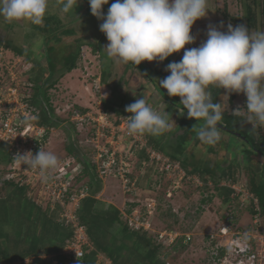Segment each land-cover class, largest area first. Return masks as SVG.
I'll return each instance as SVG.
<instances>
[{"label": "rangeland", "instance_id": "rangeland-1", "mask_svg": "<svg viewBox=\"0 0 264 264\" xmlns=\"http://www.w3.org/2000/svg\"><path fill=\"white\" fill-rule=\"evenodd\" d=\"M113 2L114 0H109L108 4L103 5L102 12L106 14ZM244 5L252 6L256 14V27L249 30H261L259 13L264 8V0H208L206 17L195 21L191 28V34L196 37L195 42L191 45L186 44L185 48L198 47L204 42L207 39L206 32L209 25L220 26L222 24L223 27L219 29L221 31H226L228 24H231L233 27L238 25V22L234 20L243 16ZM49 15L57 16L61 21L63 29L72 30L74 35L60 36V42L55 44L54 40L51 41L53 38L49 40L45 34H41L37 30L38 27L44 25V19L41 25H31L27 21L9 22L0 17L1 95L6 93L7 87L17 83L20 96L24 100H29L30 86L27 85V77L33 63L38 62L41 67L45 68L47 67V57V61L54 63V70L59 71L63 67V57L73 54L76 46H80L76 68L56 81L55 85L47 91L53 118L58 123L60 129L56 131L59 134L58 137H55L54 134L56 133L54 132H50L52 135L48 134L44 150L48 146L50 140L48 138H52L53 142L58 141L55 145L56 153L52 151L56 155H59L58 158L63 159L64 157L71 156V154L66 153L67 151L64 148L67 146L69 138H73V131L71 128L69 129L71 125L66 120L68 112L71 109L79 112L85 110L84 113L90 112L94 116L93 114H96L98 109H102L101 102L103 100H116V97L122 100L123 106L129 99L135 102V100L144 97L154 108H165L164 102L159 95L162 93L155 91L154 86L148 83V80L133 65L129 62H117L114 58L108 57L104 50L108 41L106 36L99 30V25L103 21L98 20L91 14L88 0H78L74 11H70L67 14L61 11L59 0H49V7L45 17ZM242 24H245V22L243 21ZM12 46H15L18 50H22L21 55L14 51ZM47 47L52 50L47 52ZM183 53L184 49H181L178 53L168 56L167 59L171 62H179ZM142 63L152 70L161 68L163 72H167L165 71L167 66L165 60L162 62L155 60L151 62L142 61ZM103 70H105V75L102 78ZM12 78L14 81H11ZM42 82L43 86L47 84L45 79ZM115 87L116 94H112L111 90ZM171 100L176 102L173 98ZM178 102H180V97L178 98ZM218 102H222L227 107L226 112L229 114H239L244 119L248 115L243 110L246 109V96L243 93H229L225 89L220 88ZM40 103L38 104L39 106ZM108 105L110 106V104ZM238 108L241 110L238 113H233ZM181 111L180 113L177 111V113L171 114V119L175 122L171 130V140H174L177 135L182 133L185 126L184 122L181 123V121L185 119H193L194 124L204 125L200 120L189 118L185 112L181 114ZM108 114H110L111 120L124 119L129 116L117 117L112 112H108ZM238 127L247 132L248 135L253 136L254 139H257V134L260 133V128L252 129V125L244 121ZM253 130L255 134H252ZM86 132L88 131L86 130ZM221 135L222 139L215 145L201 143L196 149H193L190 144L187 148V153L191 154L192 157L190 156L186 160L198 162L202 166L218 165L221 168H225L227 162H232V159H236L235 164L237 166H234L236 168L233 172L234 176L237 174L240 177L239 180H244L248 186L250 175L254 176L255 181L262 180L264 182L263 158L257 154V156L249 158L251 161L248 162L246 158H243V149L247 145L229 134L221 132ZM60 139L62 141H59ZM223 143H226L228 150L223 147ZM128 145L129 143L127 142L122 143L123 150H128ZM172 145L174 144L172 143ZM80 146L83 152L89 150L87 149L89 146L85 147V144H81ZM208 148H211L212 151H208ZM91 151L92 148L90 151H87L89 162L91 157L89 153ZM137 159V154L131 157L128 156V160L132 164L131 171L136 177L147 170L143 166L135 168ZM4 162L3 164V161L0 159V179L14 172L13 179L4 181H13L14 185L24 187L26 189L25 198H28L43 211L47 212L45 213L46 218H53L56 222L59 210L56 211V208L54 209L55 203L49 200L48 195L44 193V190L37 183L25 181L23 177L24 169L21 163L13 164L11 162V165H9L8 161ZM159 175L157 172L152 175L150 174V178L146 181H143L142 178V182H140L141 177H138V184L140 182L142 188L139 190V196L132 198V201L129 200V197L126 198L127 201H124V198L122 199L120 195L121 199L117 200V202L113 200L115 205L119 202V209L125 212L130 209L131 202L137 200L138 204L136 206H145L149 202L147 199L156 196L159 200L157 203L159 209L157 212H154L151 220V228L153 230L150 231V234H152V239L154 240L156 232L164 231L167 226H173L178 228L180 232L191 234L192 241L186 244V248L181 252L174 246L167 244L163 246V252L157 258L158 264H165L167 261L170 264H211V245L209 244L208 236L215 235L218 228L222 225H227L232 230H243L250 226L254 227L252 225L254 218L249 213L237 208L236 203H222L215 190L200 189L192 183L187 182L174 193L173 197L166 199L164 195L167 184L163 176ZM107 180L114 181L115 185H113L117 186V180L112 178ZM107 184L108 187L111 184L110 181ZM12 188L13 186L11 185L0 186V249L7 246L12 249L11 243L30 244L31 242H37L40 238L39 234H42V237L45 235L44 225H42L45 218L42 215L36 213L23 201L17 202L15 198L12 199L10 197L4 201L6 195L12 191ZM145 189H150L151 192L148 193V190ZM69 206L67 204L65 208ZM4 207H7V209L5 208V212L1 210ZM52 207L54 211L49 212ZM167 211H170L171 214ZM53 213L57 215L54 216ZM255 222L256 226L260 224L261 226L264 225L262 217ZM51 241L52 238L49 235L42 239L44 245L50 244ZM161 255L163 256L160 257ZM31 259L27 258L23 261L15 260L11 264H33V261L32 263L29 261ZM41 259L45 261V264H58L54 260V255H43ZM62 264L71 263L66 261Z\"/></svg>", "mask_w": 264, "mask_h": 264}, {"label": "clouds", "instance_id": "clouds-1", "mask_svg": "<svg viewBox=\"0 0 264 264\" xmlns=\"http://www.w3.org/2000/svg\"><path fill=\"white\" fill-rule=\"evenodd\" d=\"M59 2L61 11L67 14L74 11L78 0ZM88 2L91 14L103 21L99 30L108 41L104 50L117 62H162L184 49L179 62L166 66L170 74L158 84L169 97H180L189 118L204 121L197 132L199 141L215 145L222 139L218 125L227 107L213 102L210 86L243 93V110L248 115L242 121L250 123L252 129L264 127V30L228 24L227 30L221 31L222 24L209 25L207 39L198 47L186 49V44L195 42L191 28L195 21L206 17L208 0H114L106 14L102 6L109 0ZM48 7L49 0H0V17L41 25ZM125 112L131 114L126 118L129 135L161 136L175 125L165 108H154L144 97L127 105ZM15 158L21 165L39 170L42 176L58 165V156L42 148L35 154L18 152Z\"/></svg>", "mask_w": 264, "mask_h": 264}, {"label": "built area", "instance_id": "built-area-1", "mask_svg": "<svg viewBox=\"0 0 264 264\" xmlns=\"http://www.w3.org/2000/svg\"><path fill=\"white\" fill-rule=\"evenodd\" d=\"M11 81H14L13 78ZM27 85L30 86L29 89L32 88L29 82ZM20 95L18 84L15 83L7 87L6 93L0 96V145L5 146L7 155L13 164L19 163L15 158L18 152L23 154L31 151L35 154L39 148L44 149L45 140L51 132L50 128L38 126L35 123L37 108ZM93 115L90 112L84 113L71 109L66 120L70 123L74 135L88 131L83 144L92 148L90 163L102 182L111 178L115 179L124 195L129 198L136 197L140 189L139 176L136 177L132 173V164L128 156L131 157L143 151L147 156V161H144L142 166L151 168L152 174L157 172L165 179L167 189L164 196L166 199L173 197L184 183L189 182L199 188L204 186L199 175L186 174L178 162L149 146L145 134L129 135L126 118L111 120L110 114L101 108ZM124 142L129 143L126 151L122 147ZM22 166L25 181L35 182L44 190L49 200L55 203L54 209L59 210L58 222L70 229L71 237L64 245L61 254L66 257L67 262L78 264L85 253L84 250H93L86 227L76 217L80 201L89 195L88 186L79 180L83 175V163L75 157H68L66 160L58 161L57 167L47 170L43 176L37 169ZM14 174L13 172L1 178L0 184L4 180L13 179ZM239 178L237 174L233 177H226L221 181L220 186L231 190L232 203H236L237 208L246 211L254 218L252 224L254 227L232 230L229 226L222 225L215 235L208 236L211 245V264H264V225L256 226L255 222L261 219L258 198L250 191L248 184ZM145 190H148V193L151 192L150 189ZM129 200L132 201V199ZM147 201L149 202L145 206H136L138 202L135 200L131 202L129 212L121 211L127 227L132 231L150 232L153 230L151 220L154 212L158 211V200L156 196H152ZM67 204L70 206L65 208ZM54 209L52 207L50 211ZM180 239L184 245L192 241L191 234L180 232L177 229L166 228L164 231L155 233V243L161 247L166 244L174 246ZM29 261L32 263L33 260ZM96 263L113 264L109 258L99 253L96 255ZM0 264L5 263L0 262ZM165 264H170V262L167 261Z\"/></svg>", "mask_w": 264, "mask_h": 264}, {"label": "trees", "instance_id": "trees-1", "mask_svg": "<svg viewBox=\"0 0 264 264\" xmlns=\"http://www.w3.org/2000/svg\"><path fill=\"white\" fill-rule=\"evenodd\" d=\"M256 4V3H255ZM244 14L241 18H236V22L238 24H242L244 21L246 26L249 29H253L256 27V14L254 13V9L252 6L244 5ZM261 30H264V8L260 11ZM44 25L42 27H38L37 30L41 34H45L47 38L50 40H54L55 44L60 42V36H73L72 30H65L61 25L60 19L55 15H49L44 18ZM58 34V35H56ZM57 36V37H56ZM79 45L76 46L73 54L68 55L67 57H63V67L61 70H54V63L47 61L46 57V66L45 68L41 67L38 62H34L32 68L29 70V74L27 77V81L31 84L32 88H30V95L28 103L35 106L37 108V117L36 124L38 125H46L49 124L50 116L47 113L52 114V109L49 104V97L47 96V91L50 87L54 86L56 81L61 79L64 75L71 72L76 68V61L79 57ZM12 49L16 51L19 55H21L22 50H18L15 46H12ZM52 49L47 47V52H50ZM167 65L171 62L167 58L165 59ZM133 65L142 75L148 80V83L154 86L155 91L160 92L159 94L161 99L165 105V111L172 114L177 113V111L183 110L182 105L178 102V96L169 97L167 95V90L160 88L158 84V80L165 78L170 73L163 72L161 68H156V70H152L149 67H146L142 62L139 65ZM105 75V70H103L102 78ZM47 81V84L43 86V80ZM103 81V80H102ZM210 90L213 96V102H218V96L220 93V88L217 86H210ZM116 92V87L111 90V93L114 94ZM116 94V93H115ZM31 97V98H30ZM175 99L172 101L171 99ZM116 97V100H103L101 102L102 109L106 112H112L117 117L118 116H126L131 115L130 113L125 112V107L132 102L131 99L123 106L122 100ZM40 103V106L38 105ZM110 102V103H109ZM110 104V106L108 105ZM182 107V108H181ZM83 110L82 112H84ZM187 114L186 110H183ZM53 116V115H52ZM67 119V118H66ZM195 119V118H194ZM244 120V117L239 114H229L228 112H224L223 120L219 122V124L225 126L226 128L232 130L234 133H238L245 138L246 141L237 137L234 134H230L221 129V132L226 133L227 135H231L237 138L239 141L244 142L247 146L244 147V155L243 158H246L248 162L251 160L253 156L260 155L264 160V127H260V133L257 134V139H254L253 136L247 134V132L243 131L238 127ZM181 121V120H180ZM204 123V121L201 119ZM184 122V130L181 134L177 135L174 140H171L172 131L166 132L161 136H152L147 135V144L152 146L155 150L159 151L162 155L168 156L171 160L178 162L181 167L184 169L186 174L188 175H199L202 179L204 186L200 189L212 191L215 190L218 194L221 202L224 204H228L232 202L230 200L231 190L220 186L221 181L226 177H233L234 171L237 166L236 159H232V162H227L225 168H221L218 165L215 166H202L198 162H189L188 159L191 154L187 153V148L191 144L193 149H196L198 145L202 142L197 138V132L199 128L203 127V125L194 124L193 119H185L181 121ZM252 134H255V131H252ZM88 133L76 134L73 136L74 147L73 149H67V153L71 154L77 160L83 163V175L79 179L83 182L84 185L88 186V197L80 201L79 208L76 213V217L78 221L86 227V231L90 240L94 244L95 251H87L84 250L85 253L83 257L79 260L78 264H95L97 253L102 254L106 258H111L113 264H158L157 258L160 253L163 252V247L157 245L150 232L140 231H132L129 229L124 221L122 214L116 210H112L113 208H109L110 210H94V205H96L97 200L94 199V195L98 192L100 186V180L98 179L95 168L91 166L89 162V157L87 155V151L91 150V147H87L86 152H83L81 148V144H83L84 137L87 136ZM172 143L174 145H172ZM188 144V146H186ZM223 147L226 149V143H223ZM3 146L0 145V158L1 160L8 161V164L11 163L10 158L7 155V152ZM228 150V149H227ZM208 151H212L211 148H208ZM5 152V153H4ZM3 156L1 157V155ZM90 154V153H89ZM138 159L135 164V168H140L144 161H147V156L143 151L137 152ZM192 157V156H191ZM264 167V166H263ZM147 173L145 172V177L143 181L152 173L151 168H146ZM149 171V172H148ZM249 188L250 191L258 198L259 207L261 211V217L264 221V182L261 180L255 181L254 176H249ZM84 180V181H82ZM92 181L96 182V186L94 184L92 192ZM3 183V184H2ZM0 186L11 185L13 186L12 191L8 193L4 199L8 198L17 199V202L23 201L28 207L33 209L39 215H42L44 219L42 225H44V238L49 235L52 238V241L48 245H44L42 243V234H39L40 238L37 242H31L30 244H20L11 243L12 249L10 247H6L0 249V262L5 264H11L15 260L23 261L27 258H32L33 264H45V261L41 258L43 255H54V260L58 264H62L67 261L66 257L62 256L61 252L66 244V242L71 237V231L69 228L64 227L61 223L55 222L53 218H46L47 212L43 211L39 206H37L34 202H31L28 198H25L26 189L22 186L18 187L13 184V181H3ZM92 192V193H91ZM158 200V199H157ZM11 201V200H9ZM159 201V200H158ZM159 206V205H158ZM7 207L1 208L2 211L5 212ZM159 209V207H157ZM129 212V211H128ZM171 214L170 211H167ZM38 215V216H39ZM223 220V218H222ZM118 227V235L113 236L110 234V230L108 227L113 226ZM167 229H177L173 226H167ZM110 235V247L111 250L106 245H102L101 240L103 237ZM118 244L115 242V237L118 239ZM132 242V244H130ZM116 245L117 248L115 247ZM180 252L186 248V245L182 244V240H178V242L174 245ZM172 249H174L172 247ZM89 253V254H88Z\"/></svg>", "mask_w": 264, "mask_h": 264}, {"label": "crops", "instance_id": "crops-1", "mask_svg": "<svg viewBox=\"0 0 264 264\" xmlns=\"http://www.w3.org/2000/svg\"><path fill=\"white\" fill-rule=\"evenodd\" d=\"M68 74V73H67ZM65 76V75H64ZM63 76V77H64ZM62 77V78H63ZM47 115H49L50 117L49 118H51L50 119V122H49V124H46V125H43V127H45V128H50L51 129V132H54V133H56V134H54L55 135V137H58V135L59 134H57V130L58 129H60V127H59V125H58V123L55 121V119L53 118V116H52V114H49V113H47ZM53 119V121H51ZM38 125V124H37ZM38 126H42V125H38ZM54 127H55V129H54ZM66 127V126H65ZM71 127H69V129H70ZM64 130V129H63ZM71 130H72V128H71ZM60 132H61V130H59ZM73 131V130H72ZM64 132V131H63ZM66 132H69V131H66ZM73 133V136H74V132H72ZM51 135H52V133H50ZM48 139H50L49 140V143H48V146H47V148L45 149L46 151H54L55 153H56V150H55V145L57 144V142H53L54 140H52V138H48ZM73 140V138L72 137H70L69 138V142L67 141V146L66 147H64L65 148V150L67 151V149H73L72 148V146L74 147V141H72ZM59 141H62V139H60ZM67 153V152H66ZM3 156V154L1 155V157ZM57 156H59V155H57ZM62 157V156H61ZM69 158L70 157H73L72 155L71 156H68ZM68 157H64L63 158V160L65 159H68ZM1 159V158H0ZM60 160H62L60 157L58 158V161H60ZM3 161V164L5 163L4 162V160H2ZM9 165H11V164H9ZM11 167V166H10ZM148 170V169H147ZM147 170H146V173H147ZM149 172V171H148ZM152 174V173H151ZM139 177H141L140 179V182H142V178H144L145 177V173H143V174H141ZM150 177V175L146 178V180L148 179ZM145 180V181H146ZM101 181V180H100ZM109 181H110V183L112 184H109V186L107 187V183H109ZM116 182V181H115ZM140 182H139V184H138V186H139V188L141 189L142 187H141V184H140ZM94 184H95V186H96V182H94V181H92V192H94V189H93V186H94ZM115 185V183H114V181H112V180H107V181H105V182H100V188H99V190H98V192L93 196L94 197V199L95 200H97V203H96V205H94V210L95 209H97V210H110L109 208H113L112 210H116V211H118V212H120L121 213V209H119V207H118V203L115 205V203L113 202V200H115L116 202H117V200H119V199H123L124 198V201H127V195H124L122 192H121V189H120V186H119V184L117 183V186H114ZM111 185V186H110ZM119 189V190H118ZM139 189V190H140ZM118 190V191H117ZM139 190H138V194H137V196H139ZM91 192V193H92ZM118 193V194H117ZM105 194H107V195H105ZM121 196V198H120V196ZM90 196V195H89ZM108 198V199H107ZM112 199V200H111ZM129 199H132V198H129ZM58 209L56 208V211H57ZM101 210V211H102ZM54 211V210H53ZM53 211H49V212H53ZM55 211V212H56ZM54 214V216L55 215H57V214H59V213H53ZM52 214V215H53ZM56 222H58V219H56ZM59 223V222H58ZM108 229L110 230V234H112L113 236H117L118 235V233H117V231H118V227L117 226H115V224L113 225V226H110V227H108ZM88 235V234H87ZM108 238H107V240H105L106 239V237H103V240H101V244L102 245H106V246H108V248L111 250V247H110V242H111V240H110V235L109 236H107ZM88 238H89V241H90V243H91V245H92V249L93 250H91V251H95V247H94V244L92 243V241L90 240V237L88 236ZM120 239V236L118 237V239H116V237H115V242H116V244H118L117 242H118V240ZM117 246L118 245H116L115 247L117 248ZM89 254V253H88ZM109 258V257H108ZM110 260H111V258H109ZM112 261V260H111ZM95 262V264H97L96 263V260L94 261Z\"/></svg>", "mask_w": 264, "mask_h": 264}, {"label": "water", "instance_id": "water-1", "mask_svg": "<svg viewBox=\"0 0 264 264\" xmlns=\"http://www.w3.org/2000/svg\"><path fill=\"white\" fill-rule=\"evenodd\" d=\"M218 127H221L222 130H224V131H226V132H228V133H230V134H234V135H236L237 137L241 138L242 140L246 141L245 138H244L243 136H241V135L238 134V133H234L232 130L226 128L225 126H223V125L220 124V125H218Z\"/></svg>", "mask_w": 264, "mask_h": 264}]
</instances>
